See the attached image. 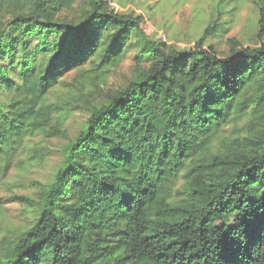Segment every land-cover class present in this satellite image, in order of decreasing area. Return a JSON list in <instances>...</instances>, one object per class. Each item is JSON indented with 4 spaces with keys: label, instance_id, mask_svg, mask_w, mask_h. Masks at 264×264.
<instances>
[{
    "label": "trees",
    "instance_id": "1",
    "mask_svg": "<svg viewBox=\"0 0 264 264\" xmlns=\"http://www.w3.org/2000/svg\"><path fill=\"white\" fill-rule=\"evenodd\" d=\"M149 1L0 0V264H264V0H217L256 12L225 57Z\"/></svg>",
    "mask_w": 264,
    "mask_h": 264
},
{
    "label": "rangeland",
    "instance_id": "2",
    "mask_svg": "<svg viewBox=\"0 0 264 264\" xmlns=\"http://www.w3.org/2000/svg\"><path fill=\"white\" fill-rule=\"evenodd\" d=\"M79 2L81 0H77ZM217 0H150L151 10L143 7L137 8L129 5L127 9H135L144 16L143 28L146 32L178 48H189L195 45L196 39L206 28L210 17H214L220 26L219 36L210 38L209 43L214 44L222 57L230 53L232 41L236 40L245 47L255 46L258 38L256 27V12L248 1L237 5V10L232 13H221L215 9ZM231 6L227 7L229 10ZM264 40V35H263ZM132 57H129L110 81V87L117 88L127 83L131 76ZM85 115L77 114L69 122V135L73 138ZM66 143V140H62ZM61 146V144H60ZM58 157L47 162L46 166L38 171L39 178H45L52 172Z\"/></svg>",
    "mask_w": 264,
    "mask_h": 264
}]
</instances>
